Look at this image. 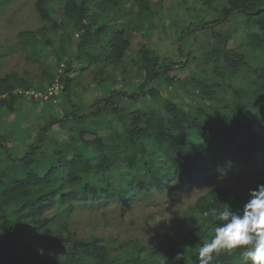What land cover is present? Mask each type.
<instances>
[{"label":"trees","instance_id":"1","mask_svg":"<svg viewBox=\"0 0 264 264\" xmlns=\"http://www.w3.org/2000/svg\"><path fill=\"white\" fill-rule=\"evenodd\" d=\"M109 1L37 0L44 25L19 35L29 59L44 65L48 86L17 72L0 77V113L6 108L14 114L13 128L0 124V264H199V247L220 223L212 210L239 211L248 199L240 190L214 187L184 213L175 235H158L151 246L139 239L85 238L71 230L75 201L101 207L176 185L191 188L204 179L210 163L217 171L233 168L237 149L251 166H258L263 154L256 125L264 130V0H195L204 7L198 11L201 23L184 19L179 26L183 32L208 26L217 45L200 73L188 76L190 89L178 84L176 63L151 46L164 0H112L119 8L106 19L93 12ZM231 20L239 27L219 30ZM135 29L146 41L128 60L125 52L119 55V66L111 69L115 51L129 46ZM237 30L246 42L231 48ZM5 53L0 48V63ZM93 54H100V65L88 77ZM78 60L88 66L76 65ZM56 83L60 92L43 98ZM173 84L177 93L185 89L193 97L191 108L179 94L155 101ZM221 88L229 95L221 96ZM91 90L98 92L92 104L83 97ZM61 96L71 111L58 114L54 101ZM42 102L50 105L43 111L50 115L47 124L36 131L22 126L31 120L29 113L24 119L30 105ZM139 102L142 107H132ZM52 131L61 136L51 139ZM15 138L23 140L15 145L19 151L26 147L23 156L10 153ZM242 251L214 253L211 264H244Z\"/></svg>","mask_w":264,"mask_h":264},{"label":"rangeland","instance_id":"2","mask_svg":"<svg viewBox=\"0 0 264 264\" xmlns=\"http://www.w3.org/2000/svg\"><path fill=\"white\" fill-rule=\"evenodd\" d=\"M154 1L157 2V0ZM1 2L0 48L5 50L6 53L0 63V77L2 78L11 72H17L23 77L30 78L35 83L42 81L48 86V82L44 78V65L41 62L29 59L27 51L21 45L19 35L21 31L36 30L44 25L45 22L40 18L36 9L37 0H11L10 2L1 0ZM55 5L57 9H61L59 4ZM102 8L101 11L99 8H95L93 12H96L97 16L104 15V19H106L111 16L112 11L119 8V5L116 1L111 0L106 2ZM159 9L162 10L163 15L158 13L155 15L157 25L154 27L151 46L165 58L166 62L174 61L176 63L173 73L181 78L178 84L190 89L191 84L188 76L200 73L202 70L200 67L206 65L205 61L208 58V52L215 49L217 43L215 38L208 35V26H194L183 32V28L179 24H182L184 19L191 20L192 22L199 21L201 23L202 19H200L198 11H204V7L195 0H164L163 3H160ZM127 13L128 11L122 12L123 16L127 15ZM58 19L59 16L57 17ZM47 24L51 25V22ZM237 27H239V23L231 20L226 24L224 29L219 30L227 32L228 28ZM103 30L100 29L99 32L101 33ZM131 31L133 36L129 46L122 45L119 50L115 51L109 64L111 69L113 66H119L115 65L119 55L125 52V59L128 60L131 55L139 51L140 41H146L141 31L137 29ZM78 34L77 32L76 36ZM246 38L243 32L237 30L229 42V47L233 48L244 44ZM124 47L127 48L123 49ZM218 55L221 56L220 53ZM195 56L199 60H195ZM99 59L100 54L90 56L92 65H90V69L85 73L86 76L89 77L92 68L100 65L98 63ZM220 59L222 58L220 57ZM198 63L200 64L198 65ZM80 64L82 63L78 60L76 65ZM82 65L88 66L87 63ZM61 69V67H58L57 70L61 71ZM118 75L120 78L121 75L119 73ZM235 79L240 80L237 77ZM175 86L176 84L170 87H163L161 90L162 96L158 97L155 101L161 103L166 99H178L179 96L177 94H179L183 105L191 108L194 105L193 97L185 89H180L179 93H177ZM33 90L38 92L37 88ZM218 92L221 96L229 95V91L225 88L219 89ZM97 96L98 92L91 90L84 93L83 97L85 102L92 104ZM54 103L55 111L58 114H61L63 109L71 111L70 103L64 96H61L59 101H54ZM49 106L48 102H42L38 105L32 103L27 110V115L24 117L25 120H28L29 113L31 120L30 122L23 123L22 126L30 127L34 131L39 126H45L50 115L43 116V111L44 109H50ZM136 106L142 107L143 105L139 102L132 107ZM12 116L14 114H9L6 108L3 109L0 113V124H6L10 128H13L10 125ZM55 128L58 127L56 126ZM19 130L18 127H15L14 131L18 132ZM256 131L260 133L259 140L263 145V154L258 166L244 164L245 155L237 149L232 157L237 161V164L233 168L225 166L222 171H217L213 168V164L210 163V169L204 179L198 185L191 188L176 185L166 192L153 190L148 194H137L128 202L120 203L113 201L101 207L92 206L88 202L75 201L76 209L71 216V230L85 238L114 236L118 243L139 239L145 245L151 246L156 242L158 235H175L182 223L184 213L200 197L207 194L214 187L224 186L237 189L240 190L244 197L248 198L249 191L264 179V130L259 125H256ZM60 136L61 134L58 136L53 131L50 133L51 139ZM22 142V139L15 138L9 143V147L11 148L10 153L13 157H20L26 153V150L22 151L26 147L19 151L18 146H15Z\"/></svg>","mask_w":264,"mask_h":264},{"label":"clouds","instance_id":"3","mask_svg":"<svg viewBox=\"0 0 264 264\" xmlns=\"http://www.w3.org/2000/svg\"><path fill=\"white\" fill-rule=\"evenodd\" d=\"M211 215L220 223L211 240L199 247V264H211L214 253L237 248L243 249L244 264H264V184L249 191L239 211L225 207ZM175 260H183V253H176Z\"/></svg>","mask_w":264,"mask_h":264},{"label":"built area","instance_id":"4","mask_svg":"<svg viewBox=\"0 0 264 264\" xmlns=\"http://www.w3.org/2000/svg\"><path fill=\"white\" fill-rule=\"evenodd\" d=\"M61 88H62V86L59 83L54 84L52 87H50L48 93H46L44 95V98L47 99L50 96L57 95L60 92ZM36 96H38V95L36 94Z\"/></svg>","mask_w":264,"mask_h":264}]
</instances>
